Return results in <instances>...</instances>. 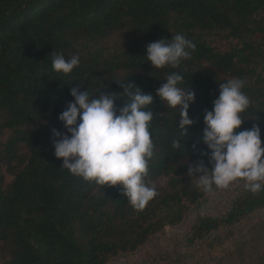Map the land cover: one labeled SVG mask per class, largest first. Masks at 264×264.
I'll list each match as a JSON object with an SVG mask.
<instances>
[{"label":"trees","instance_id":"obj_1","mask_svg":"<svg viewBox=\"0 0 264 264\" xmlns=\"http://www.w3.org/2000/svg\"><path fill=\"white\" fill-rule=\"evenodd\" d=\"M178 33L196 44L191 59L175 69L152 68L146 46ZM115 34L128 42L109 52L102 43ZM53 52L77 55L79 66L67 75L53 72ZM174 71L184 76L179 86L195 92L188 111L194 123L181 136L178 113L154 95L147 179L158 195L144 209H133L121 186L100 188L61 167L51 129L64 131L57 117L71 88L94 98L117 92L119 108L128 99L120 82L154 94ZM229 79L243 80L250 99L240 130L257 124L264 147V0H0V138L11 132L0 141V160L9 167L20 145L28 153L25 167L0 189V243L8 254L0 264H109L184 223L219 190H201L188 166L202 159L210 167L200 155L208 151L203 115ZM160 177L166 184L155 186ZM244 184L230 183L234 194L219 214L197 212L168 259L184 264L201 244L226 250L230 264H264V191L254 195Z\"/></svg>","mask_w":264,"mask_h":264},{"label":"clouds","instance_id":"obj_2","mask_svg":"<svg viewBox=\"0 0 264 264\" xmlns=\"http://www.w3.org/2000/svg\"><path fill=\"white\" fill-rule=\"evenodd\" d=\"M196 44L183 34L168 39L161 38L146 46V60L152 68H178L190 60ZM53 72L64 75L79 66L77 55L66 58L62 52H53ZM165 82L155 93L142 92L138 86L120 82L128 98L122 107H115L117 92L100 91L98 97L88 91L70 89L72 97L58 115L64 131L51 129V146L54 156L62 160L61 167L72 175L100 186H121V194L135 210H142L158 195L149 185V162L154 156L155 144L150 127L154 119V95L168 108L178 113L177 127L186 138L194 121L189 117L195 92L180 87L184 76L180 72L166 75ZM244 81L229 79L219 83L218 95L212 100L211 110L203 115L202 142L207 152V167L202 159L188 166V175L198 178V187L206 193L215 188L225 189L230 183L242 179L244 188L252 194L264 191V147L261 129L257 124L241 129L244 113L250 107L249 97L242 91ZM195 145L193 148L195 149ZM172 148H180L173 140Z\"/></svg>","mask_w":264,"mask_h":264},{"label":"rangeland","instance_id":"obj_3","mask_svg":"<svg viewBox=\"0 0 264 264\" xmlns=\"http://www.w3.org/2000/svg\"><path fill=\"white\" fill-rule=\"evenodd\" d=\"M128 40L126 36L115 34L111 38L102 43V46L109 52H115L121 50ZM11 135L9 130H5L3 136L0 138L1 142H6L7 138ZM20 157L13 160L8 167L0 160V189L6 188L13 178L14 173L25 167L27 158V149L24 145H20L19 148ZM167 177H160L154 182L155 186H164L167 182ZM234 188L232 186L225 189H219L215 193L208 196V202L203 204L198 209H194L188 214V217L178 227L171 228L166 227L164 233L154 238L151 243L144 246L142 249L134 253L133 255L121 256L115 260H112L109 264H125V263H138V264H174L173 261L168 259V252L172 255L175 254L174 248L176 242H178L188 227L191 225L193 218L197 212L208 213L211 215L219 214L225 207V203L234 194ZM198 245L193 250H189L187 254L188 258L184 259V264H230L232 260L227 256V251L222 249L208 250L205 246ZM264 247L262 248V250ZM179 249L176 251L178 252ZM262 250L260 253H262ZM186 252V250H181ZM8 258L5 247L0 243V263Z\"/></svg>","mask_w":264,"mask_h":264}]
</instances>
